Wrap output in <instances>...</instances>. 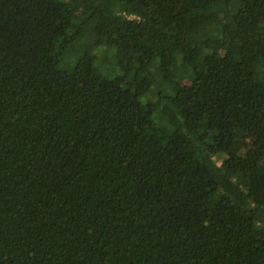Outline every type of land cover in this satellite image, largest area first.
I'll use <instances>...</instances> for the list:
<instances>
[{
    "label": "trees",
    "instance_id": "16d2710c",
    "mask_svg": "<svg viewBox=\"0 0 264 264\" xmlns=\"http://www.w3.org/2000/svg\"><path fill=\"white\" fill-rule=\"evenodd\" d=\"M0 264H264V0H0Z\"/></svg>",
    "mask_w": 264,
    "mask_h": 264
},
{
    "label": "rangeland",
    "instance_id": "374dc122",
    "mask_svg": "<svg viewBox=\"0 0 264 264\" xmlns=\"http://www.w3.org/2000/svg\"><path fill=\"white\" fill-rule=\"evenodd\" d=\"M76 15H78V12H77ZM114 62H115V61H114L113 58H109V61H108L109 64L113 65ZM253 142H254V138H253L252 136H250V137L248 138V146L250 147V146L253 144ZM216 160L218 161V163H220V160H218V159H216Z\"/></svg>",
    "mask_w": 264,
    "mask_h": 264
}]
</instances>
